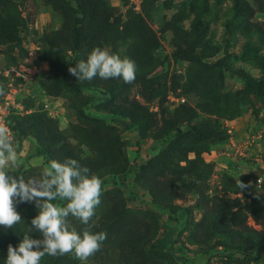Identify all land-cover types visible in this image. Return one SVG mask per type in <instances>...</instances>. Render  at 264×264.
<instances>
[{
  "label": "rangeland",
  "instance_id": "1",
  "mask_svg": "<svg viewBox=\"0 0 264 264\" xmlns=\"http://www.w3.org/2000/svg\"><path fill=\"white\" fill-rule=\"evenodd\" d=\"M246 1L249 12L235 0H0V85L28 39L45 65L31 111L12 119L10 174L74 158L101 178L90 223L107 239L86 264H264V0ZM95 46L132 59L135 81L71 75ZM16 210L22 221L0 226V264L38 211Z\"/></svg>",
  "mask_w": 264,
  "mask_h": 264
},
{
  "label": "clouds",
  "instance_id": "2",
  "mask_svg": "<svg viewBox=\"0 0 264 264\" xmlns=\"http://www.w3.org/2000/svg\"><path fill=\"white\" fill-rule=\"evenodd\" d=\"M136 71L132 59L99 46L92 48L86 60L68 68L79 81L116 78L125 84L135 81ZM2 94L4 86L0 85ZM17 158L9 128L0 125V226L9 229L22 221L16 210L20 203H34L38 210L19 244L8 245L5 264H41L45 255L57 257L69 253L86 264L107 239L105 231L94 232V224L90 223L101 203V178L77 159L67 158L63 162L50 160L38 176L25 179L23 175L10 174L17 167ZM236 185L240 189L248 187L239 178ZM69 216L85 225L82 235L70 227ZM34 231L41 238H33L30 233Z\"/></svg>",
  "mask_w": 264,
  "mask_h": 264
},
{
  "label": "built area",
  "instance_id": "3",
  "mask_svg": "<svg viewBox=\"0 0 264 264\" xmlns=\"http://www.w3.org/2000/svg\"><path fill=\"white\" fill-rule=\"evenodd\" d=\"M131 1L135 4L141 2V0ZM25 49V54L19 63L9 70L10 74H6V76L8 75L6 88L4 94L0 95V125L8 127L9 130L13 117L23 116L31 111L25 105L24 98L27 92L34 87L41 71L45 69L41 49L33 38L27 40ZM181 99L184 100L183 98ZM232 131V126H228L229 139L232 143L230 147L235 148ZM246 147L239 144L236 153H239L243 157L246 156ZM257 182L258 185H261L262 178L258 177Z\"/></svg>",
  "mask_w": 264,
  "mask_h": 264
},
{
  "label": "trees",
  "instance_id": "4",
  "mask_svg": "<svg viewBox=\"0 0 264 264\" xmlns=\"http://www.w3.org/2000/svg\"><path fill=\"white\" fill-rule=\"evenodd\" d=\"M238 2L242 3L243 8H244V11L249 12L250 7H249V3H247L246 0H235L236 5L238 4ZM255 2H256L258 5L260 4V1H259V0H255ZM234 9H237V8L234 7ZM15 117H18V116H15ZM13 118H14V117H13ZM13 118H12V119H13ZM35 155L42 156L43 158H46V153H45V151H36ZM248 258H249L250 260H254V261H259V260H260L259 258L254 257V256H249Z\"/></svg>",
  "mask_w": 264,
  "mask_h": 264
}]
</instances>
